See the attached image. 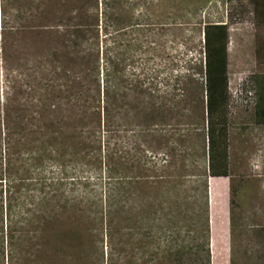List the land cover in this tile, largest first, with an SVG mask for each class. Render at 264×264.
<instances>
[{
  "label": "rangeland",
  "instance_id": "rangeland-1",
  "mask_svg": "<svg viewBox=\"0 0 264 264\" xmlns=\"http://www.w3.org/2000/svg\"><path fill=\"white\" fill-rule=\"evenodd\" d=\"M218 24L228 35L227 94L214 107L225 178L207 172L203 35ZM254 74H264V0H0L2 225L10 186L51 183L64 209L46 215H62L73 239L62 264H142L137 251H113L124 225L110 179L162 208L171 201L177 245L205 182L211 260L228 215L232 264H264Z\"/></svg>",
  "mask_w": 264,
  "mask_h": 264
},
{
  "label": "trees",
  "instance_id": "trees-1",
  "mask_svg": "<svg viewBox=\"0 0 264 264\" xmlns=\"http://www.w3.org/2000/svg\"><path fill=\"white\" fill-rule=\"evenodd\" d=\"M227 38L226 25L206 26L203 39L208 126L207 172L213 178L228 176L225 157L218 150L220 134L216 128L214 110L216 105L222 104L227 94ZM250 83L255 95L254 120L257 125L264 126V74L253 75ZM110 181L115 186L112 200L115 201L117 194L120 195L118 202H123V206L114 211L113 215L117 217V227L120 223L124 225L116 229L120 239L114 244L115 253L134 254L137 251L143 260L142 264H210L205 182L199 192L200 202L192 201L187 207L185 219L188 231L191 232L189 241H182L177 245L171 201L166 202L162 208L160 203L143 200L138 194L140 188L134 183H126L118 178ZM33 186L30 188L26 184L22 186V191L17 187L14 192L10 186L12 197L8 196V200L6 198L5 226L2 225L3 220L0 217V264H62L64 248L68 247L66 241L73 240L68 239L65 233V220L62 215H46L47 211L64 209L59 202L54 205L56 198L61 200L59 189H55V185L51 183L43 182ZM72 236L74 235L71 238ZM131 259L133 257L126 263H131ZM110 262L114 264L113 259Z\"/></svg>",
  "mask_w": 264,
  "mask_h": 264
},
{
  "label": "crops",
  "instance_id": "crops-1",
  "mask_svg": "<svg viewBox=\"0 0 264 264\" xmlns=\"http://www.w3.org/2000/svg\"><path fill=\"white\" fill-rule=\"evenodd\" d=\"M235 32H238V28L235 29ZM256 75V74H254ZM259 75V74H258ZM263 126V125H261ZM220 227H221V248L220 253H218V256H216V263L217 264H232V254L230 255V235H229V219L228 215H226V218H222L220 220ZM215 233V232H214ZM210 235L213 236V232H210ZM249 253V252H248ZM252 259V254L251 258ZM254 260V259H253ZM210 264H214L213 256L212 260H210Z\"/></svg>",
  "mask_w": 264,
  "mask_h": 264
},
{
  "label": "water",
  "instance_id": "water-1",
  "mask_svg": "<svg viewBox=\"0 0 264 264\" xmlns=\"http://www.w3.org/2000/svg\"><path fill=\"white\" fill-rule=\"evenodd\" d=\"M209 223H210V232L212 233L213 232V225H212L211 217H210ZM211 241H213V239H211ZM212 246H213V243L211 242L210 248H212ZM211 253H212L211 255H213L212 251H211Z\"/></svg>",
  "mask_w": 264,
  "mask_h": 264
}]
</instances>
